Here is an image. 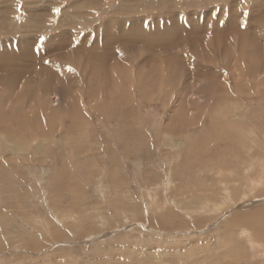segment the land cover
<instances>
[{
	"label": "rangeland",
	"instance_id": "1",
	"mask_svg": "<svg viewBox=\"0 0 264 264\" xmlns=\"http://www.w3.org/2000/svg\"><path fill=\"white\" fill-rule=\"evenodd\" d=\"M0 99V264H264V0H0Z\"/></svg>",
	"mask_w": 264,
	"mask_h": 264
},
{
	"label": "bare ground",
	"instance_id": "2",
	"mask_svg": "<svg viewBox=\"0 0 264 264\" xmlns=\"http://www.w3.org/2000/svg\"><path fill=\"white\" fill-rule=\"evenodd\" d=\"M122 29H123V28H122ZM233 29H234V28H233ZM103 30H104V29H103ZM142 31H143V30H142ZM104 32H105V31H104ZM134 32H135V31H134ZM134 32H133V33H134ZM136 32H138V31H136ZM128 33L131 34L132 32L129 31ZM133 33H132V34H133ZM140 35H141V34H140ZM144 35H145V34H144ZM208 35H209V34H208ZM130 36H131V35H130ZM26 37H27V36H26ZM127 37H128V36H127ZM131 37H132V36H131ZM144 37H145V36H144ZM147 37H148V36H147ZM21 38H22V37H21ZM27 39H28V38H27ZM126 39H127V38H126ZM131 39H132V38H131ZM61 40H62V39H61ZM132 40H133V39H132ZM132 40H131V41H132ZM19 41H20V40H19ZM53 41H54V40H53ZM63 41H64V40H63ZM119 41H120V40H119ZM122 41H123V40H122ZM61 42H62V41H61ZM66 42H67V41H66ZM137 42H138V41H137ZM4 43H7V42H4ZM19 43H20V42H18V44H19ZM62 43H63V42H62ZM135 43H136V41H135ZM143 43H144V42H143ZM145 43H146V42H145ZM9 44H10V43H9ZM23 44H24V42H23ZM146 44H147V43H146ZM10 45H11V44H10ZM21 45H22V44H21ZM65 45H66V44H65ZM24 46H25V45H24ZM29 46H30V45H28V47H29ZM148 46H150V45L148 44ZM159 46H160V45H159ZM3 47H5V46L3 45ZM30 47H31V46H30ZM150 47H151V46H150ZM19 48L21 49V53H20V55H21L22 58H29V57H30V56H29L30 54L33 55V53H32L33 51H31V52L29 53V49H27L26 47H20V46H19ZM143 49H144V48H143ZM147 50H148V49H147ZM165 50H166V49H165ZM148 51H149V50H148ZM152 51H153V50H152ZM37 54H38V52H37ZM41 54H42V53H41ZM55 54H56V53H55ZM55 54H54V55H55ZM38 55H39V54H38ZM62 55H63V54H62ZM76 55H77V54H76ZM111 55H112V54H111ZM97 56H98V54H97ZM101 56L104 57L105 54H104V53H101ZM31 57H33V56H31ZM35 57H36V56H35ZM37 57H38V56H37ZM63 57H64V56H63ZM90 57H91V56H90ZM33 58H34V57H33ZM94 58H95V57H94ZM110 58H111V56H110ZM81 59H82V58H81ZM140 61H141V60H140ZM78 62H79V61H78ZM138 62H139V61H138ZM140 63H141V62H140ZM128 66H130V65H128ZM89 68H90V67H89ZM35 69H37V68H35ZM40 69H41V68H40ZM37 71H38V70H37ZM40 71H41V70H40ZM34 72H36V71L34 70ZM34 72H33V73H34ZM38 72H39V71H38ZM63 72H64V71H63ZM206 72H207V71H206ZM9 73H10V72H9ZM10 74H11V73H10ZM10 74H9V75H10ZM40 74H41V73H40ZM61 74H62V73H61ZM61 74H60V75H61ZM106 74H107V73H106ZM36 75H37V72H36ZM36 75H35V76H36ZM38 75H39V74H38ZM60 75H59V76H60ZM119 75H120V74H119ZM11 76H15V77H16V74L11 75ZM46 76H47V75H46ZM49 77H50V76H49ZM47 78H48V77H47ZM60 78H61V77H60ZM48 79H49V78H48ZM24 82H25V81H24ZM209 82H210V81H209ZM142 83H143V82H142ZM46 84H47V83H46ZM142 85H143V84H142ZM3 86H4V85H3ZM46 86H47V85H46ZM46 86H45V87H46ZM88 86H89V85H88ZM184 87H185V86H184ZM8 89H9V86H8ZM8 89H7V90H8ZM91 89H92V88H91ZM113 89H114V88H113ZM44 90H45V89H44ZM2 91H3V90H2ZM2 91H1V93H2ZM14 91H15V90H14ZM186 91H187V90H186ZM15 92H16V91H15ZM18 92H19V91H18ZM186 93H187V92H186ZM186 93H185V94H186ZM9 94H11V93H9ZM12 94H13V93H12ZM7 95H8V94H7ZM7 95H6V96H7ZM4 96H5V95H4ZM87 96H88V95H87ZM11 97H12V95H11ZM7 98H8V96H7ZM13 98L16 99L15 96H14ZM30 98H31V97H30ZM78 98H79V97H78ZM9 99H10V98H9ZM0 100L2 101V99H0ZM1 101H0V102H1ZM4 101H5V100H4ZM4 101H3V102H4ZM9 101H11V100H9ZM12 101H14V100H12ZM20 116H21V115H20ZM15 117H17V116H15ZM38 117H40V116H38ZM19 119H20V118H19ZM128 122H129V121H128ZM241 212H242V211H241ZM241 218H242V217H241Z\"/></svg>",
	"mask_w": 264,
	"mask_h": 264
},
{
	"label": "snow or ice",
	"instance_id": "3",
	"mask_svg": "<svg viewBox=\"0 0 264 264\" xmlns=\"http://www.w3.org/2000/svg\"><path fill=\"white\" fill-rule=\"evenodd\" d=\"M55 11H56V12H59L60 10L57 8V9H55Z\"/></svg>",
	"mask_w": 264,
	"mask_h": 264
}]
</instances>
